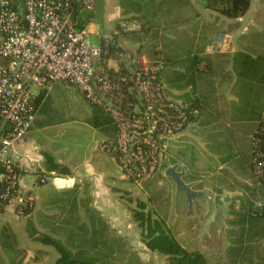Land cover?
<instances>
[{"label": "crops", "instance_id": "crops-1", "mask_svg": "<svg viewBox=\"0 0 264 264\" xmlns=\"http://www.w3.org/2000/svg\"><path fill=\"white\" fill-rule=\"evenodd\" d=\"M15 1L24 10V0ZM219 6L221 4L217 0H97L94 11L78 10L77 20L89 27L93 44L108 41L116 48V53L98 61L99 68L118 71L125 67L129 70L135 66L140 53L152 58L161 51L170 58L169 66L162 73V81L173 97L199 101L200 113L199 118L195 116L182 132L170 138L169 164L178 162L179 168L185 166L186 180H199L198 188H208L215 193L229 192L230 195L224 199L229 206L233 196L243 194V190L247 191L254 185L245 170L251 169V135L259 120L241 109L243 102L236 84L238 77L234 59L240 50L253 56L264 55V36L259 43L250 37V29L247 28L251 18L258 16L255 11L260 6L264 7V0H251L247 12L237 17L223 14ZM196 21L199 28L192 25H196ZM132 22L140 23L141 27H125L124 24ZM204 23L213 24L214 30L207 31L206 26H200ZM260 29L263 30L261 26ZM218 33L220 37H216ZM2 36L0 31V41ZM194 36L207 39L198 42L192 39ZM190 53H197L202 58L198 63L200 70L196 73L189 62ZM45 115L39 112L38 119ZM64 121L36 122L22 139L4 149L3 141L10 123L0 120V156L6 154L22 167L18 193L0 217V231L5 225L14 233L18 232L22 240L28 239L27 225L22 217L29 213L19 214L18 207L32 195L34 209L37 198L41 201L45 192L51 193L50 186L46 184L52 179L58 191L81 193L84 205H92L93 209L105 215L111 225L129 235L133 243H144L140 224L131 215L133 207L124 195L125 190L116 183L118 177L124 179L126 176L114 154L104 147L105 140L110 138L109 133L105 132L103 138L86 146L78 142L64 143L56 138L57 135L46 137L44 129ZM197 127L198 133H195ZM204 129L209 130L208 138L202 135ZM94 134L100 133L96 131ZM198 143L201 147L209 145L212 148V158L218 164L214 169L207 170L208 164L213 166L215 161L208 162L206 158L197 156ZM56 162L67 166L68 172L57 171ZM39 173L46 175L42 183L37 182ZM74 201L72 207L77 200ZM200 202L207 205L206 199H200ZM230 217L231 214L221 219L217 215L206 231L209 233H205L200 247L210 255L208 257L212 256L209 264H264V231L241 234L237 228L239 225ZM215 225L217 233L213 231ZM1 254L0 249V261ZM9 256L10 252L7 264H16L15 254H11V261Z\"/></svg>", "mask_w": 264, "mask_h": 264}, {"label": "built area", "instance_id": "built-area-1", "mask_svg": "<svg viewBox=\"0 0 264 264\" xmlns=\"http://www.w3.org/2000/svg\"><path fill=\"white\" fill-rule=\"evenodd\" d=\"M97 0H0V120L10 123L3 148L22 139L33 126L41 91L49 93L57 81L79 87L94 103L111 114L117 131L104 142L126 178L142 183L169 164V140L200 113L190 101L173 97L159 76L164 64L145 53L135 66L112 75L97 63L109 51L93 44L91 31L77 20L75 11H94ZM139 28L140 23L124 24ZM220 42V40H218ZM107 46V47H106ZM35 87V89H34ZM254 185L264 192V116L251 135ZM0 217L15 196L22 167L12 157L0 156ZM46 176L41 177L45 181ZM9 199L10 202L4 203ZM34 196L18 207L33 206ZM4 207V210L2 207ZM257 207L263 206L258 201Z\"/></svg>", "mask_w": 264, "mask_h": 264}, {"label": "rangeland", "instance_id": "rangeland-1", "mask_svg": "<svg viewBox=\"0 0 264 264\" xmlns=\"http://www.w3.org/2000/svg\"><path fill=\"white\" fill-rule=\"evenodd\" d=\"M255 14H258V16L251 18L252 21L248 22L247 28L250 29V37L261 43L262 36H264V7L260 6ZM196 22V25L195 23H192V25L199 28L198 21ZM212 25L211 23H204L200 26H206L207 31L208 29L212 31L214 30L211 27ZM260 26L263 30L260 29ZM214 27L217 28L218 26ZM217 36L220 37L221 34L218 33ZM194 37L192 39L194 41L198 40V42H205L207 39V37H198V39L197 36ZM93 41H96L95 37H93ZM49 93L56 102L54 106L58 113L56 116L57 121L59 122L61 117H65V121L44 129L46 137L57 135L56 138L64 143L78 142L82 146H86L88 143L93 144L97 139L105 136L103 130L90 122L89 118L92 115L91 102L79 87L57 81ZM235 102L238 101L235 100ZM197 116L199 118V113ZM96 131L100 134H94ZM200 132L201 130H199ZM195 133H198V130ZM202 135L208 138L209 130L203 131ZM196 147L198 148L195 151L197 156L206 158L208 162L209 160L215 161L213 166L208 164L209 168L207 170L214 169L218 164L216 159L212 158V148L209 145L201 147L199 143L196 144ZM223 170L226 171L227 169L224 168ZM119 172L122 173L120 170ZM245 173L250 175L249 177L254 183L251 169L249 171L247 168ZM116 180V183L125 190L124 195L133 207L131 215L135 219V210L144 208L146 213L150 211L153 217L163 219L169 231L177 237L182 245L191 250H202L200 246L205 240L203 230L212 213V206L207 213L206 203L204 205L200 202L202 205L199 208L195 205L194 211L190 213L189 204L186 202L184 194L179 197L178 206H176V183L170 176L165 175L164 171L158 172L154 177L142 183L129 178L122 179L121 177ZM46 185L50 186L51 193L45 192L41 201H38L37 198L34 209L29 214L27 213L28 215L22 217L27 225L28 239L22 240L16 232L18 244L15 250L1 246V264H7L8 252H10L8 260L11 261V254L14 253L17 264L19 262L22 264H55L60 252L55 245L41 240L40 236L43 234L60 238L67 246L75 250L79 247H85L87 251L84 255H100L101 258L106 259V264H167L168 256L165 253L158 250L151 252L149 247H146L145 240L144 243H133L130 236L119 232L116 227L111 225L105 215L93 209L92 205H84L81 200V193L74 192V194H71V192L58 191L52 179L48 180ZM253 187L254 185L247 191L243 190L241 195L233 196L229 206H227V214L224 218L230 216V214L232 216L230 218H237L238 211L243 212L249 206L251 200L254 206L258 201L264 202V192ZM83 188L87 190L85 186ZM152 196H154V199L150 198ZM73 200H77L79 203L76 205V201L75 207H72L74 206L72 205ZM140 202H144L145 207H142ZM221 211L219 210L217 214L219 218H222L223 211ZM140 229L143 231L141 225ZM213 231L217 233V225L213 227ZM138 235L141 236L140 233ZM1 240L0 236V244ZM95 241L97 243L93 244ZM205 254L210 256L208 253ZM211 257H209L210 262Z\"/></svg>", "mask_w": 264, "mask_h": 264}, {"label": "trees", "instance_id": "trees-1", "mask_svg": "<svg viewBox=\"0 0 264 264\" xmlns=\"http://www.w3.org/2000/svg\"><path fill=\"white\" fill-rule=\"evenodd\" d=\"M221 6H219V11L223 14L231 17H237L245 14L251 4V0H217ZM137 7L139 4H136ZM78 11H75V15ZM146 26V22H144ZM108 45L109 51L103 56L108 57L111 53H116V48L111 42H105ZM163 52L155 54L152 58L160 59L164 66L159 71V76L162 77V73L169 66L170 58L167 55H163ZM158 55V56H157ZM237 56L234 59V67L237 73L238 93L243 102V108L250 117L260 120L264 116V55L258 54L253 56L248 51H238ZM237 57V58H236ZM189 62L192 64V69L194 73L200 70L198 65L199 61L202 60L197 53L188 54ZM189 63V64H190ZM112 75H119L120 73H126L128 70L124 67L118 71L110 70ZM67 84V83H65ZM72 85V84H69ZM84 93V92H83ZM37 104L40 105L39 112L46 114L38 119L39 113L34 124L41 123H55L57 121L56 116L58 115L57 110L53 104L54 99H52L51 93H45L41 91L37 96ZM186 101V100H185ZM42 102V103H41ZM91 102V101H90ZM191 106H197L200 108L199 101H190ZM92 115L90 116V122L95 126L100 128L106 133H109V137L113 138L116 134L117 127L113 121V118L109 111L101 104L91 102ZM65 117H61L59 120H65ZM259 123V121H258ZM33 124V125H34ZM257 127V126H256ZM256 129V128H255ZM254 132V131H253ZM108 138V139H110ZM106 139V140H108ZM105 140V141H106ZM252 151V143H251ZM250 157L252 158V152ZM252 160V159H251ZM57 171L68 172L67 166L60 163H54ZM252 170V162L250 163ZM4 170L0 169V173ZM22 173V170H19ZM46 176L45 174L39 173L37 177V182L42 183L41 177ZM6 184L5 179L0 181V188H4ZM16 195L18 193L19 185L16 186ZM253 188H257L255 185ZM151 196V195H150ZM154 199V196L150 197ZM10 202L9 199L5 200L4 203ZM142 207H145L144 202H140ZM4 207L2 209L4 210ZM33 206L28 203L23 207L24 214L31 212ZM135 217L139 224L143 227V239L146 245L152 250H158L165 253L168 256L167 264H209V257L201 250H191L184 245H182L177 237L171 233L168 227L165 225V221L160 218H155L152 213L148 211L147 213L142 210H135ZM238 217L233 218V222L238 224V230L241 234H253L256 231H264V202L263 206L257 207L253 205L252 200L249 201V206L243 211H238ZM0 236L2 238L1 246L7 249H16L17 235L8 226H3L0 231ZM41 240L51 243L57 247L60 254L56 258L55 264H106V259L101 258L100 255L86 256L85 247H79L76 250L67 246L64 241L60 238H56L49 234H43L40 236ZM97 243L96 241L93 243ZM218 245V244H217ZM17 264V263H16ZM18 264H22L19 262Z\"/></svg>", "mask_w": 264, "mask_h": 264}, {"label": "water", "instance_id": "water-1", "mask_svg": "<svg viewBox=\"0 0 264 264\" xmlns=\"http://www.w3.org/2000/svg\"><path fill=\"white\" fill-rule=\"evenodd\" d=\"M165 175L170 176L176 183V206H178L179 197L184 194L186 197V202L189 204V212L194 211V206L196 205L199 208L202 204L200 199L207 200V213L211 210L212 203L214 202V207L212 213L205 223V229L203 234L205 236L206 231L212 220H215L219 210L223 211L222 218L227 214V204L225 202V197L229 196V192L215 193L208 188H198L197 184L199 180L188 181L185 178L187 170L185 166L179 168V163L175 162L173 164H168L164 170Z\"/></svg>", "mask_w": 264, "mask_h": 264}]
</instances>
